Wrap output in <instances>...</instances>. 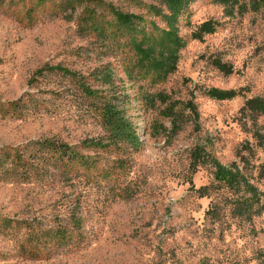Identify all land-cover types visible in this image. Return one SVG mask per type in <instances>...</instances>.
Here are the masks:
<instances>
[{"label": "rangeland", "instance_id": "rangeland-1", "mask_svg": "<svg viewBox=\"0 0 264 264\" xmlns=\"http://www.w3.org/2000/svg\"><path fill=\"white\" fill-rule=\"evenodd\" d=\"M101 1L66 21L55 16L58 0H0V153L9 155L0 164V264H264V115L240 112L264 100V0L190 3L166 74L140 64L107 7L140 16L158 38L166 24L141 4L150 1ZM204 23L212 31L194 39ZM211 89L237 96L217 101ZM105 104L132 125L136 147L104 126ZM38 140L91 160L74 163L71 183L23 178L11 160ZM211 159L235 163L257 188L252 220L233 215L237 196L214 181Z\"/></svg>", "mask_w": 264, "mask_h": 264}, {"label": "trees", "instance_id": "trees-1", "mask_svg": "<svg viewBox=\"0 0 264 264\" xmlns=\"http://www.w3.org/2000/svg\"><path fill=\"white\" fill-rule=\"evenodd\" d=\"M40 4L44 0H39ZM95 1L97 4H102L101 0H58L54 3V9H59L55 13L57 18L72 21L74 14L83 7L84 3ZM150 3L145 5L148 10L154 14L155 17H162L166 24V30L161 31L158 38L146 33L145 27L142 26L143 19L135 14L122 12L118 8H114L111 3L108 4L109 12L114 18L117 31L125 36L130 33L132 35V46L134 51L138 54L140 64L145 62L149 67L165 72H172L174 70L175 60L172 54V49H178L182 46L181 41L177 37V21L178 17L183 13L185 8L195 0H149ZM138 26V32L135 30ZM212 27L204 23L200 27V31L194 33V39H201V34H209ZM126 32V33H125ZM139 33L138 37L135 34ZM156 52H160L159 56H165L163 62L157 63L155 60ZM165 53V54H164ZM169 59V60H168ZM215 66L220 72L230 74L232 71L226 65L219 62ZM49 72L57 71L64 76H73L70 71L61 67H51ZM105 85L109 81H103ZM84 93L91 96L95 90L85 89ZM209 97L217 101L232 100L237 94L234 91H222L211 89L208 92ZM104 126L109 129L112 135L119 141V143H126L131 147L138 145V139L133 131L132 125L123 120V117L116 112L110 104H105L102 110ZM242 114L249 116L264 115V100L250 99L247 100L240 109ZM247 115V116H248ZM169 117V116H168ZM174 124L175 121H172ZM174 127V126H173ZM177 128V127H176ZM7 152L0 153L1 159H8ZM88 155L78 154L72 148L67 147L54 140H38L31 142L18 150H15L14 159L11 160V165L14 170H25L23 178L31 176L32 179L45 182L46 185L51 184H66L71 183L73 178L71 176V169L75 162L88 164L90 161ZM8 162V160H7ZM213 168V179L215 182L228 187L237 196L235 209L233 215L238 218H244L246 221L252 220L259 211L260 193L257 188L249 182V177L243 173L239 167L232 163L228 166L221 165L214 159L210 160ZM57 171H55V170ZM59 174L60 179H55L54 174ZM76 216L79 217L77 214ZM77 217V218H78ZM77 229L80 228V217L76 220Z\"/></svg>", "mask_w": 264, "mask_h": 264}]
</instances>
